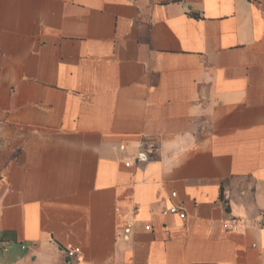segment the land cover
Wrapping results in <instances>:
<instances>
[{
    "label": "crops",
    "instance_id": "crops-1",
    "mask_svg": "<svg viewBox=\"0 0 264 264\" xmlns=\"http://www.w3.org/2000/svg\"><path fill=\"white\" fill-rule=\"evenodd\" d=\"M263 216L264 0H0V264H264Z\"/></svg>",
    "mask_w": 264,
    "mask_h": 264
},
{
    "label": "built area",
    "instance_id": "built-area-1",
    "mask_svg": "<svg viewBox=\"0 0 264 264\" xmlns=\"http://www.w3.org/2000/svg\"><path fill=\"white\" fill-rule=\"evenodd\" d=\"M177 193L176 192H172L171 193V196L172 197H176ZM162 213L164 215H169V214H176L178 215V217L185 221L186 220V213L184 211V207L181 203H173L171 204L170 206H168L167 208H164L162 210ZM262 223H264V216L262 218ZM231 226L230 228H234L236 225H235V222L234 221H231ZM147 228H149V226H146ZM81 250L78 246H73V247H69L65 250V253L68 257H76L78 254H80Z\"/></svg>",
    "mask_w": 264,
    "mask_h": 264
}]
</instances>
